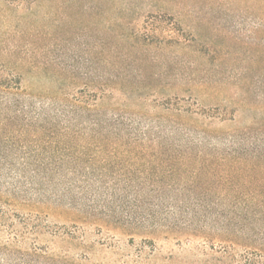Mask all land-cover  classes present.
Returning <instances> with one entry per match:
<instances>
[{
  "label": "rangeland",
  "instance_id": "obj_1",
  "mask_svg": "<svg viewBox=\"0 0 264 264\" xmlns=\"http://www.w3.org/2000/svg\"><path fill=\"white\" fill-rule=\"evenodd\" d=\"M0 63L28 94L0 111V243L90 264L192 256L68 215L60 158L85 163L75 193H114L117 208L264 203L233 196L264 194V0H0ZM107 110L130 137L99 136ZM173 129L192 151L161 153Z\"/></svg>",
  "mask_w": 264,
  "mask_h": 264
},
{
  "label": "trees",
  "instance_id": "obj_2",
  "mask_svg": "<svg viewBox=\"0 0 264 264\" xmlns=\"http://www.w3.org/2000/svg\"><path fill=\"white\" fill-rule=\"evenodd\" d=\"M15 69H9L5 63H0V111L10 109L11 106L18 105L20 97L26 98L28 94L21 90L22 76L19 73L18 66ZM14 72L15 80H11V76L7 71ZM17 71V72H16ZM56 117H59L60 124L64 126L63 137L68 138L69 131L74 125L72 121L67 119V111L65 109H55ZM105 122L99 136L105 139L113 136L117 138L130 137L129 133L124 132L122 127L114 125L117 122L115 113L106 111ZM61 115V116H59ZM110 117V121L109 118ZM15 119H19L17 115ZM62 122V123H61ZM154 129V128H153ZM175 129L170 131L172 137L171 142L164 148L162 154L169 156L186 153L193 150L191 147L193 141L190 139V133L185 129ZM162 133L157 132V136ZM148 133H144L143 137H147ZM164 136V135H162ZM185 139L186 144L183 147L179 142L176 143L178 137ZM159 138V137H158ZM116 139V138H114ZM68 162L70 166V185L68 195H61L57 198V202L61 205L69 207L68 215L73 216L80 222L85 224H96L99 230H120L130 233L132 236L143 237V246L153 245L155 247L156 239H164L166 241H174L178 246H186L191 248L189 253L191 257L176 259L170 257L169 261L173 264H264V203L258 204H233L229 206H203V205H151L150 207H113L117 203L115 194L106 197H100L98 192L90 195L88 191L81 189L74 192L72 181L75 179L79 167L83 166L84 161L81 158H71L65 160L60 158L57 164L63 165ZM76 176V175H75ZM78 176V175H77ZM60 177V175H59ZM83 183H88V175L82 176ZM19 189L13 190L14 194ZM157 192V191H155ZM233 196L243 197H262L264 194L249 195L244 193H233ZM99 198L105 199L101 209H99ZM64 199V200H63ZM102 201V200H101ZM117 206V205H116ZM100 212V217L96 214ZM98 212V213H99ZM4 213V212H2ZM123 219H121V217ZM14 225H5L3 228H13ZM77 229L76 224L73 226ZM73 241L76 240L70 234L67 235ZM132 237V242H134ZM201 239L202 243H197ZM13 240L16 239L14 238ZM7 240L0 243V264H90V258H68L67 256L55 257L47 253V251L38 248L23 250L14 241ZM205 245V246H204ZM199 252V253H198ZM143 249L139 252V259L135 264L142 263ZM83 260L84 262H82Z\"/></svg>",
  "mask_w": 264,
  "mask_h": 264
}]
</instances>
